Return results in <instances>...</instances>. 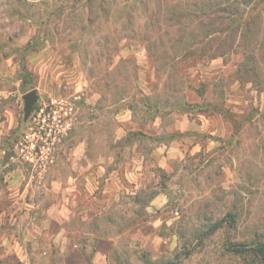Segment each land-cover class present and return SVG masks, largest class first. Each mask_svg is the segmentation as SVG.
Returning a JSON list of instances; mask_svg holds the SVG:
<instances>
[{"label": "rangeland", "instance_id": "obj_1", "mask_svg": "<svg viewBox=\"0 0 264 264\" xmlns=\"http://www.w3.org/2000/svg\"><path fill=\"white\" fill-rule=\"evenodd\" d=\"M263 236L264 0H0V264H242Z\"/></svg>", "mask_w": 264, "mask_h": 264}, {"label": "crops", "instance_id": "obj_2", "mask_svg": "<svg viewBox=\"0 0 264 264\" xmlns=\"http://www.w3.org/2000/svg\"><path fill=\"white\" fill-rule=\"evenodd\" d=\"M160 202H161V199L157 198V200L151 202V205H159ZM66 211H67V215L65 217L64 222H67L69 220L70 214H71L70 210L66 209ZM63 233H65L64 229L62 230L61 233L58 234V237H60ZM108 251H109V243L106 241H100L95 247V251L92 257L86 256L82 252L71 251L70 254L64 258V264H105ZM9 252H11V249H8V251H6V253H9ZM39 253H41V255L42 254L46 255L45 251H41V252L39 251ZM22 258L25 259V256H23ZM45 258H46V263L44 264H49L48 256ZM25 264H31V263L27 261Z\"/></svg>", "mask_w": 264, "mask_h": 264}, {"label": "trees", "instance_id": "obj_3", "mask_svg": "<svg viewBox=\"0 0 264 264\" xmlns=\"http://www.w3.org/2000/svg\"><path fill=\"white\" fill-rule=\"evenodd\" d=\"M203 16L206 21H209V13L206 12ZM208 26L209 24L205 25L206 28ZM209 35V33H206L205 39H207ZM192 47H194V45L189 46L186 50L190 51ZM186 103V101L183 102L184 105ZM227 251L231 255L242 259V264H264V236L262 239H258L251 243L231 244Z\"/></svg>", "mask_w": 264, "mask_h": 264}, {"label": "water", "instance_id": "obj_4", "mask_svg": "<svg viewBox=\"0 0 264 264\" xmlns=\"http://www.w3.org/2000/svg\"><path fill=\"white\" fill-rule=\"evenodd\" d=\"M22 100L24 102L23 112H24V120H27L30 116L34 105L37 103V94L35 90H31L28 93L22 96Z\"/></svg>", "mask_w": 264, "mask_h": 264}]
</instances>
